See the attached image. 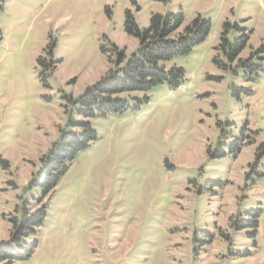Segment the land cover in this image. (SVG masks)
I'll list each match as a JSON object with an SVG mask.
<instances>
[{
    "label": "rangeland",
    "instance_id": "rangeland-1",
    "mask_svg": "<svg viewBox=\"0 0 264 264\" xmlns=\"http://www.w3.org/2000/svg\"><path fill=\"white\" fill-rule=\"evenodd\" d=\"M179 11L187 24L198 15L212 22L203 43L170 63L185 70L184 84L134 94L149 98L139 110L80 115L81 97L114 67L112 45L138 50L127 14L146 28L153 14ZM226 22L252 32L248 58L264 40V0H5L0 242L24 207L47 205L34 254L15 264H264V156L249 168L264 144V63L256 72L228 61L218 50ZM49 47L56 68L45 84L38 60ZM85 121L98 140L45 198L31 187L43 157ZM259 210L257 232L235 228Z\"/></svg>",
    "mask_w": 264,
    "mask_h": 264
},
{
    "label": "trees",
    "instance_id": "trees-1",
    "mask_svg": "<svg viewBox=\"0 0 264 264\" xmlns=\"http://www.w3.org/2000/svg\"><path fill=\"white\" fill-rule=\"evenodd\" d=\"M4 4L5 0H0V10H3ZM234 28L242 32L238 38L231 41L229 34ZM211 30L210 19L198 15L187 24L183 11L153 14L146 28H141L135 18L128 13L126 32L138 40V50L128 56L124 49L112 45L109 52L112 53L110 59L114 67L98 83L89 87L81 97L80 115L85 119L106 117L110 114L122 115L130 109L139 110L145 102L149 101L147 96L144 100L132 98L136 93H148L164 83L168 84L172 90L180 88L186 80V72L183 68L172 66L170 63L177 57L189 55L196 46L209 37ZM251 34L252 32L241 29L237 24L232 25L226 22L218 50L231 64L260 72L264 63V40L259 48L251 49L248 58H241L249 46ZM3 39V33L0 30V43ZM52 49L54 47L48 49L49 60L44 57L38 60V65L45 69L40 75L45 84H47L45 75L48 69L56 68L54 66L56 62L52 60ZM216 62L220 63L218 60ZM128 98L137 101L134 107L130 106ZM72 125L78 127L79 130L62 131L60 139L43 157L42 167L31 182V187L40 189L45 198L54 192L78 155L88 150L98 140V133L92 127L91 122H72ZM208 154L212 158L226 156L222 149L213 153L210 148ZM263 156L264 144H261L257 149L255 163L249 166L252 173L255 172ZM252 213L254 214L253 221H237L234 224L235 228L237 230L254 229L257 232L262 211ZM46 215L47 205L37 210L24 207L22 214L12 219L11 240L0 242V264H15V262L25 261L32 257L38 245L37 237ZM32 239L33 244H28L27 241Z\"/></svg>",
    "mask_w": 264,
    "mask_h": 264
}]
</instances>
